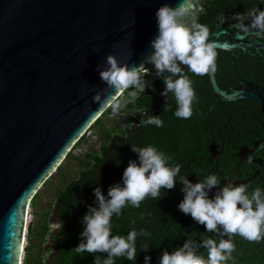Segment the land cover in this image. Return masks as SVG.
<instances>
[{
    "label": "water",
    "instance_id": "water-1",
    "mask_svg": "<svg viewBox=\"0 0 264 264\" xmlns=\"http://www.w3.org/2000/svg\"><path fill=\"white\" fill-rule=\"evenodd\" d=\"M195 2L199 6L205 0ZM180 3L0 0V264H20L26 213L33 196L105 111H97L100 105L93 101L97 92L107 88L97 66H106L110 54L121 65L144 63L158 35L157 10L164 4L175 8ZM191 19L185 22L190 25ZM232 26L229 23L210 33L217 50L264 48L258 41H243L256 30L234 34L233 39L220 37L229 34ZM207 76L217 99H254L264 110V87L244 79L226 91L218 85L215 72ZM114 94V89L104 93ZM262 148L264 138L251 151L240 148L235 168L255 162L259 169L239 184H248L261 174L262 163L251 156ZM208 152L211 157L217 154L214 142ZM226 182L232 181L222 179L220 187ZM216 191L212 189L209 196Z\"/></svg>",
    "mask_w": 264,
    "mask_h": 264
},
{
    "label": "clouds",
    "instance_id": "clouds-1",
    "mask_svg": "<svg viewBox=\"0 0 264 264\" xmlns=\"http://www.w3.org/2000/svg\"><path fill=\"white\" fill-rule=\"evenodd\" d=\"M204 11L203 5L197 6L195 0H181L175 8L168 4L161 6L156 12L158 35L151 41L153 51L138 67H129L128 63L121 65L116 56L108 55L106 66H97L100 79L107 85L93 97V101L100 105L97 111L110 108L113 115H118L128 103L137 99L139 93H144L149 87L145 80L150 72L145 66L147 64L155 67V75L161 77L166 85L161 93L166 98L165 112L171 110L168 104L171 93L176 103L174 115L179 119H190L193 103L198 102V97L181 65L197 76L216 71V44L209 40V27L197 19ZM186 18H192L190 25L185 22ZM232 18L237 21L235 28L246 34L257 30L254 33L256 37L264 39V10L261 8L247 7L244 13H236ZM216 19L220 25L226 22L223 13ZM109 89H114L115 94L105 96ZM129 89L133 90L128 92V98H123ZM143 116L148 118L141 120L142 126H163L160 116L149 115L147 111ZM132 151L138 154V162L129 161L123 172V185H110L107 196L100 187L94 189L95 206H89L83 216L81 242L73 249L77 253H107L103 264H114L116 257L136 261L137 237L151 236L145 229L139 232L133 229L126 236L113 235V215H121L126 204L139 208L147 197L161 198L162 189L175 188L181 171L180 164H169L173 158L152 145L138 147L132 144ZM179 181L184 194L179 210L204 225L207 233H215L219 241L204 237L201 243H195L188 239L171 253L165 250L159 264H226L235 251L234 236L255 243L264 240V191L261 188L249 193L246 184L229 182L220 187L221 180L215 174L207 175L197 183L184 176H180ZM214 188L217 191L213 198H209ZM140 218L144 219V216ZM132 223L135 224V220ZM201 248L207 250V258L198 254ZM142 250L148 252V244ZM150 261L151 257L146 255L145 264H150ZM96 264L100 261L97 260Z\"/></svg>",
    "mask_w": 264,
    "mask_h": 264
},
{
    "label": "trees",
    "instance_id": "trees-1",
    "mask_svg": "<svg viewBox=\"0 0 264 264\" xmlns=\"http://www.w3.org/2000/svg\"><path fill=\"white\" fill-rule=\"evenodd\" d=\"M217 1L218 0H207L206 3L203 4V8L205 10L204 14H208L205 16L209 17L200 18V23L208 24L210 23V18L215 17L217 15L216 5L212 4L216 3ZM147 68L150 69V72L149 75L145 76V78H154V83H152L150 80L148 81L149 87H147V89H150V91L147 92L149 93H146L145 91L144 93L139 94L137 99L134 102L128 103L127 106L121 110V112L131 108L133 113L141 114L140 112L144 109V106H150L152 103L156 102V99L151 97V90H153L154 88L155 90L160 91V93L164 91L166 85L161 77L155 75V67L152 65H148ZM184 72L187 73L186 69H184ZM165 75H168V73H165ZM132 90L133 89H129L128 91ZM128 91L124 94L128 93ZM125 98H128V96ZM158 103L159 106H163L164 110L166 98L165 100L158 101ZM223 103L225 105H229L233 103V101H223ZM168 104L170 105L171 111L169 110L165 112L164 110L165 116L172 112L173 107H175L176 105L171 93L168 97ZM195 110L198 111L197 108H195ZM174 112L175 109H173V113ZM107 113L112 114L110 108L105 110L88 128V130L97 128V134L100 139L99 149H97L96 151H92V148H90V150L84 153L82 157H75L77 163L80 165V169L78 170L76 177L71 179L66 176L62 171L63 175L61 174L62 177L60 176V178L61 181H63L64 185L57 191L58 194L55 197V205L60 212L59 217L61 220V225L58 229L51 233L52 241L54 243V249L46 262L44 261L45 256L39 255L38 258L32 262V264H96L97 260L100 261V264H103V261L107 258V253H77L73 250L81 242V233L83 232L84 227L81 228V230L78 232L76 230V222L73 221L72 218L73 213L75 212L76 214L78 213L84 216V214L80 211L84 209H77L76 207L75 193L79 192L81 196L85 197L87 200L90 198L89 192L87 191V189L84 188L83 185L89 183V180L90 182L96 181V179L94 181L95 177L92 174L93 169L102 168L104 170L105 177L113 174V176L115 175L114 179L122 180L123 172L127 168L129 161H132L134 159L128 158V153L130 151L127 154L125 153V157L120 156L119 152L122 151L123 144H128L127 149L132 148V144H135L137 146H139L140 144L139 140L134 138L137 131L136 123L138 119L133 113L130 117H122L119 115L120 113L118 115H115L117 119H120L121 123L133 127L131 132L132 135L128 137V139L125 141H118V139H116L117 137L112 133V129H108L106 127V124L103 122V117ZM148 114L154 115L155 113L154 111H152V113L148 112ZM138 117H141V119L148 118L147 116L143 115H140ZM161 119L163 120V126L155 127L156 132L154 130L150 133L156 136L159 135L161 146L166 147L168 145L167 139H163V135H165L164 132H166L165 129H167V131H171L172 134H174L175 136L178 137V135H181L182 137H184V139L186 138L187 140L186 145H178L179 149L174 148V155L172 156L173 159L169 162V164L178 163L181 165V171L177 176L176 181V184L179 185L181 189L183 185L179 181L180 176L186 177L192 183H197L199 182V180H203L205 176L210 174L217 175L219 179L224 177L220 173H218L219 171L216 166V159L212 163L208 162V147L213 137L215 136L212 130V123L211 121H209V118L207 124L205 125V128L202 124L199 123L198 118H196L195 120L193 119V121L191 120L189 124V129L187 130L188 133L187 131H185L183 126L177 125L169 127L167 126V121L169 120L163 116H161ZM171 123L173 124V122ZM153 129L154 128H151V130ZM239 129L244 131V128L242 127H240ZM86 132L75 143V145L67 153L65 158L71 156L72 150L74 149V147H76V145L79 144L80 141L85 138ZM244 141L245 139H243L242 142ZM111 146L114 151L109 149ZM163 150L165 151L166 149ZM224 150H226L224 151V155L227 160V163L225 165H223V163L221 164V159L219 161V169L223 168L227 170L231 167H234L237 160L234 157V151L231 148H229V150L225 148ZM184 153H187L186 157H184ZM136 161L138 162V160ZM61 168L62 166L59 165L57 167V170H60ZM247 185L249 186V193H251L257 187L261 188V190L264 191V170L257 179L251 181ZM178 192L182 191L176 190L175 188L172 190L162 189L161 198L153 199L152 197H147L144 201H142L143 205L140 208H142L143 206V208H146L147 206H151L153 203L156 202L159 203L164 199H176L175 194H177L178 196ZM36 194L31 200V205H34ZM214 195L215 194L209 196V198H213ZM135 210H137V208L132 207L131 204H126V206L122 209L121 215H113L111 221L113 235L126 236L128 232L132 231L133 229L138 232L141 229H145L149 233H151V236L137 237L136 247L138 255L136 261H130L123 257H116L114 258V264H145L146 255L151 257L150 264H159V258L162 256L165 250L171 253L175 251L177 247H182L188 239L193 240V242L195 243H201L202 238L204 237H211L213 239H216L217 242L219 241V237H217L215 233H207L206 227L204 225H201L194 221L190 215L183 216L182 212L174 213V219L176 221L181 216H190V219L184 227L183 232L181 234H178V223L176 221L174 223H166L161 222L160 220L157 221L156 218H154L148 222V226L146 228L142 227V225H144V222L149 219V214H143L144 219H141V215L139 216ZM133 220H135V224L132 223ZM38 233L41 237L42 244L46 241V236L50 233V227L47 224H43ZM225 239H227V237H225ZM233 242L236 246L235 251L232 253V259L227 261L226 264H264V240L259 243L249 242L237 235L233 237ZM145 244H148L149 246L148 252H144L142 250ZM29 249L30 245H27L24 248L26 258L25 263L23 264H28V261L30 260ZM42 251L43 248L41 247V252ZM198 254L203 255L205 258H207L206 249H198Z\"/></svg>",
    "mask_w": 264,
    "mask_h": 264
},
{
    "label": "flooded vegetation",
    "instance_id": "flooded-vegetation-1",
    "mask_svg": "<svg viewBox=\"0 0 264 264\" xmlns=\"http://www.w3.org/2000/svg\"><path fill=\"white\" fill-rule=\"evenodd\" d=\"M206 1L207 0H205L204 3H206ZM212 4L216 5L217 15L215 17H211L209 21L210 23L205 25L209 27L210 33H212L219 28H226V26L229 23H233V26L227 29L229 34L225 32L220 35V37L228 38V39H233L234 34L237 33L244 34L238 28H235V24L237 23V21H235L232 18L234 14L244 13L247 10V7L248 8L259 7L261 8V10H264V0H218L216 3H212ZM222 13L226 17V22L223 25H220L216 18ZM205 15L208 14H204V13L200 14L198 18V22L200 18L209 17ZM245 23L248 24L250 23V21H245ZM254 33L255 32L247 36L245 39H243V41L244 42L258 41L264 44V39L257 38ZM216 51H217V58H216L215 76L218 85L222 89L226 91H230L231 88H236L238 86L239 80H244V79H246L248 82H254L256 85L264 87V48L246 46L245 49L236 47L230 51H222L217 49ZM181 67L186 69L187 73L185 74L190 77L189 78L190 80H192V86L196 91L198 97V102L193 103L192 106L193 115L190 119L177 118L173 113V109L176 110V105L175 107H173L172 112H170L167 116H165L163 106H159L158 103V101L160 100H165V97L161 95L160 91L158 90H151L152 91L151 97L156 99V102L152 103L150 106H144V109L140 112L141 114L133 113L132 109L130 108L121 112L119 115L122 117H130L133 113L137 117L138 119L136 123L137 131L134 138L139 140L140 142L138 147H146L148 145H152L156 147L159 151H162L166 155L171 157L174 155V148L179 149L178 145H186V141H187L186 138L184 139V137H182L181 135H178L177 137L174 134H172L171 131H167V129H165L166 132H164L165 135H163V139L164 138L167 139L168 145L166 147H163L160 144L161 141L159 135L156 136L150 134L151 131L155 130L156 126H152V125L142 126L140 124L142 119L141 117L139 118L138 116L143 115L144 111H147L149 113H152V111H154L155 113L154 115L160 117L163 116L169 120L167 121L168 122L167 126L169 127L177 126V125L183 126L185 131L189 129L190 121L191 120L193 121V119L195 120L196 118L199 119V123L202 124L205 128V125L207 124L209 118V121H211L212 123L213 133L215 134L211 143L214 142L217 145V154L214 157H211L210 153L208 152L209 154L208 162L212 163L216 159L215 161H216L217 169L219 171L218 173L224 176L220 180L229 179L230 181L237 183L236 185H239V182L248 179L259 169V166L255 162H250V163L244 162L242 163V165H240L237 168H235V165L239 160V156L237 154L242 146H245L248 151H251L255 148V143L264 138V110L261 107V105L254 99H248V100L237 99L234 100L233 103L229 105H225L223 103V100L217 99L214 96L211 88L208 86L207 75L197 76L194 73L188 71V69L185 66L181 65ZM145 80L146 81L150 80L152 83H154L153 77L152 78L146 77ZM145 91L146 93H149L147 91H150V89L146 88ZM127 96L128 93L125 94V97ZM195 108H197L198 111H196ZM171 122H173V124ZM240 127L244 128V131L240 130L239 129ZM151 128L154 129L151 130ZM111 129H112V133L117 137L116 139H118V141H125L128 139V137L132 135L131 132L133 127L121 123V125L118 128L111 127ZM243 139H245L244 142H242ZM99 143H100V139L98 142V147L92 148V151H96L97 149H99L100 147ZM127 146L128 144H123V149L122 151L119 152V155L125 157V153L127 154L130 151L128 153V158L138 160V154L133 152L132 148L127 149ZM225 148L227 150L231 148L234 151L233 154L237 160L234 167H231L227 170L223 168L219 169V161L221 159H222L221 164L223 163V165H225L227 163V160L224 155V151H226L224 150ZM109 149L114 151L112 146ZM163 149L166 150L164 151ZM186 154L187 153L183 154L184 157L187 156ZM251 158L252 160H256L262 163V171H263L264 148H262L260 151L253 153ZM92 174L95 177L94 181L95 179L96 181L90 182L89 180V183L83 185L84 188L87 189V191L89 192L90 198L87 200L85 197L81 196L79 192L75 193L76 207L77 209L80 208L84 209L85 211L80 210L84 215L88 212L89 206H95L96 198L94 196V189L96 187H100L103 194L107 196L110 185H115L117 183L123 185V180L118 179L119 180L118 181L114 179L115 175L113 176V174L105 177L104 170L102 168H94ZM225 184H227V182ZM60 188L61 187L56 189L55 197L57 196L58 194L57 191ZM175 189L181 190V187H179V185L176 184ZM175 197L176 199H172V198L164 199L161 202L153 203L151 206H147L146 208H143L144 206L140 208L143 205V203L141 202L140 207L137 208V210L135 211L139 216L145 213L149 214V219H147L146 222H144V225H142V227L146 228L148 226V222L154 218H156L157 221L160 220L161 222L174 223L176 221L174 219V213L181 212L179 210L178 205L183 200V192H178V196L177 194H175ZM59 213H60L59 209L56 207L55 199H54L53 220L57 223V227L55 228V230L58 229L61 225ZM182 214L183 216H187L183 212ZM183 216H181L176 221L178 223V227H177L178 234H181L183 232L184 227L186 226V224L190 219V216L189 217H183ZM72 218L73 221L76 222L75 223L77 225L76 230L79 232L81 228L84 227L82 224L83 215L78 213L76 214L75 212L73 213ZM28 219L29 216L27 218V222ZM50 240L53 243L52 235L50 237ZM53 249H54V243L53 246L50 247L49 250L47 251L48 252L47 259H45L44 257L45 262L52 254Z\"/></svg>",
    "mask_w": 264,
    "mask_h": 264
},
{
    "label": "rangeland",
    "instance_id": "rangeland-1",
    "mask_svg": "<svg viewBox=\"0 0 264 264\" xmlns=\"http://www.w3.org/2000/svg\"><path fill=\"white\" fill-rule=\"evenodd\" d=\"M124 97L125 94H123V98ZM103 122L106 124L108 129L111 127L118 128L121 125L119 118L117 119L115 115L108 113L104 115ZM98 142L99 137L97 134V128L89 129L86 132L85 138L80 141L76 147H74L71 152V156L64 158V160L61 162L60 165L62 168L60 170L56 169L50 178H48L37 191L34 205H29V219L26 223V246L30 245V260L28 261V264H32V262L35 261L39 255H43L45 256V259H47V251L53 246L50 237L51 233L54 232L55 228L57 227V223L53 220V203L56 189L64 185L60 178V176L62 177L63 175L62 171L71 179L76 177L77 172L80 169V165L77 163L75 157H82L84 153L90 150V148H97ZM43 224H47L50 227V233L46 236V241L41 244V237L38 231L43 226ZM41 247L43 248L42 252ZM25 258L26 254L24 250L21 264L25 263Z\"/></svg>",
    "mask_w": 264,
    "mask_h": 264
},
{
    "label": "bare ground",
    "instance_id": "bare-ground-1",
    "mask_svg": "<svg viewBox=\"0 0 264 264\" xmlns=\"http://www.w3.org/2000/svg\"><path fill=\"white\" fill-rule=\"evenodd\" d=\"M28 213H29V206H28L27 213H26V223H27ZM25 233H26V230L24 231V238H23L24 239V243L23 244H25V242H26ZM23 247L25 248L24 245L22 246V248ZM23 252H24V249H22V253H21L22 255H21V257H23V255H24ZM21 257H20V259H21ZM21 263H22V260H20V264Z\"/></svg>",
    "mask_w": 264,
    "mask_h": 264
},
{
    "label": "built area",
    "instance_id": "built-area-1",
    "mask_svg": "<svg viewBox=\"0 0 264 264\" xmlns=\"http://www.w3.org/2000/svg\"><path fill=\"white\" fill-rule=\"evenodd\" d=\"M27 229V226H26V228H25V230ZM26 244H27V241H26V243L24 244V246H26ZM23 254H24V252H23ZM22 259H23V257H22Z\"/></svg>",
    "mask_w": 264,
    "mask_h": 264
}]
</instances>
